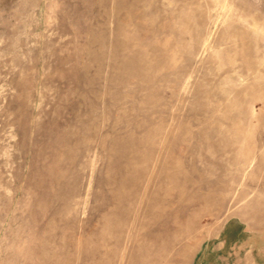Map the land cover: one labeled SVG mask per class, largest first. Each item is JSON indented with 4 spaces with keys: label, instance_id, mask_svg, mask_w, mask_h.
<instances>
[{
    "label": "rangeland",
    "instance_id": "374dc122",
    "mask_svg": "<svg viewBox=\"0 0 264 264\" xmlns=\"http://www.w3.org/2000/svg\"><path fill=\"white\" fill-rule=\"evenodd\" d=\"M233 220L264 229V0H0V264H254Z\"/></svg>",
    "mask_w": 264,
    "mask_h": 264
},
{
    "label": "crops",
    "instance_id": "0c3cea01",
    "mask_svg": "<svg viewBox=\"0 0 264 264\" xmlns=\"http://www.w3.org/2000/svg\"><path fill=\"white\" fill-rule=\"evenodd\" d=\"M260 224V221H259ZM222 239V248L239 251V260H253L254 264H264V229H251L240 220L229 222Z\"/></svg>",
    "mask_w": 264,
    "mask_h": 264
}]
</instances>
